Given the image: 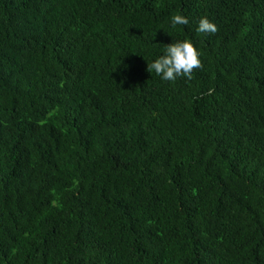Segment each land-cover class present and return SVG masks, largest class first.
I'll return each mask as SVG.
<instances>
[{
	"label": "trees",
	"instance_id": "1",
	"mask_svg": "<svg viewBox=\"0 0 264 264\" xmlns=\"http://www.w3.org/2000/svg\"><path fill=\"white\" fill-rule=\"evenodd\" d=\"M0 264H264V0H0Z\"/></svg>",
	"mask_w": 264,
	"mask_h": 264
},
{
	"label": "clouds",
	"instance_id": "2",
	"mask_svg": "<svg viewBox=\"0 0 264 264\" xmlns=\"http://www.w3.org/2000/svg\"><path fill=\"white\" fill-rule=\"evenodd\" d=\"M189 23L190 21L185 15L176 14L171 17L172 27L177 25L187 26ZM196 31L214 35L218 31V26L207 17H202L198 22ZM200 55V52L190 40L177 41L166 45L164 55L148 64L147 70L149 72L154 70L155 74L164 81L175 82L180 77L190 81L193 72L204 67Z\"/></svg>",
	"mask_w": 264,
	"mask_h": 264
}]
</instances>
